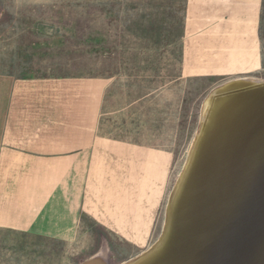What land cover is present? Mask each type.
Masks as SVG:
<instances>
[{
    "label": "rangeland",
    "instance_id": "obj_1",
    "mask_svg": "<svg viewBox=\"0 0 264 264\" xmlns=\"http://www.w3.org/2000/svg\"><path fill=\"white\" fill-rule=\"evenodd\" d=\"M186 5L187 0H0L1 73L111 78L119 107L125 97L146 98L134 105L133 118L142 114L148 139L174 151L165 199L151 210L149 232L127 242L87 217L83 228L93 232H80L71 242L0 232V264H81L97 254L121 264L159 238L204 99L230 79H264V0H211L209 52L230 70L181 78Z\"/></svg>",
    "mask_w": 264,
    "mask_h": 264
},
{
    "label": "crops",
    "instance_id": "obj_2",
    "mask_svg": "<svg viewBox=\"0 0 264 264\" xmlns=\"http://www.w3.org/2000/svg\"><path fill=\"white\" fill-rule=\"evenodd\" d=\"M209 2L187 0L181 78L230 70L209 52ZM114 88L101 76L0 72V232L71 242L93 232L83 217L127 242L150 231L174 151L133 118L146 98L119 107Z\"/></svg>",
    "mask_w": 264,
    "mask_h": 264
},
{
    "label": "water",
    "instance_id": "obj_3",
    "mask_svg": "<svg viewBox=\"0 0 264 264\" xmlns=\"http://www.w3.org/2000/svg\"><path fill=\"white\" fill-rule=\"evenodd\" d=\"M121 264H264V79L233 78L206 96L159 238Z\"/></svg>",
    "mask_w": 264,
    "mask_h": 264
}]
</instances>
